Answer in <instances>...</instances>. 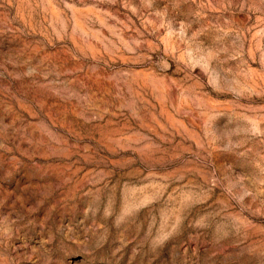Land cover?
I'll return each instance as SVG.
<instances>
[{
	"label": "rangeland",
	"instance_id": "obj_1",
	"mask_svg": "<svg viewBox=\"0 0 264 264\" xmlns=\"http://www.w3.org/2000/svg\"><path fill=\"white\" fill-rule=\"evenodd\" d=\"M0 264H264V0H0Z\"/></svg>",
	"mask_w": 264,
	"mask_h": 264
}]
</instances>
